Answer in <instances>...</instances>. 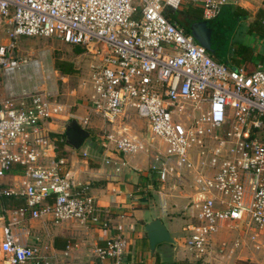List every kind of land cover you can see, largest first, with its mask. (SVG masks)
Wrapping results in <instances>:
<instances>
[{
    "label": "built area",
    "instance_id": "2783aa9c",
    "mask_svg": "<svg viewBox=\"0 0 264 264\" xmlns=\"http://www.w3.org/2000/svg\"><path fill=\"white\" fill-rule=\"evenodd\" d=\"M133 1L0 0V260L6 264L58 258L46 253L48 243L28 244L29 222L110 225L109 208L75 175L68 156L57 154L52 136L65 113L87 129L90 114L71 113L77 100L67 102L52 87L56 73L45 70L41 56L19 52L20 36L56 37L98 57L78 84L90 90L89 99L78 104H93L87 112L112 124L97 139L103 150L117 153L104 162L119 175L128 165L122 154L147 155L141 189L157 192L163 214L167 179L189 183L191 191L179 195L188 199L183 231L194 259L225 258L226 243L216 244L214 236L238 226L254 229L250 238L264 261V60L251 70L230 67L166 16L168 9L190 4L212 20L229 0H138L140 7ZM261 26L264 33V18ZM132 109L147 122L150 136L127 123L113 129ZM89 150L81 155L89 156ZM6 198L23 202L8 207ZM76 246L70 240L60 254L68 256ZM92 253L101 264L142 260L122 235L95 244Z\"/></svg>",
    "mask_w": 264,
    "mask_h": 264
},
{
    "label": "rangeland",
    "instance_id": "374dc122",
    "mask_svg": "<svg viewBox=\"0 0 264 264\" xmlns=\"http://www.w3.org/2000/svg\"><path fill=\"white\" fill-rule=\"evenodd\" d=\"M132 4L139 7L142 6V3L138 0L133 1ZM167 12H170V10L168 9ZM173 14L178 16L179 10H176ZM263 17L258 16V14L253 16L251 14L239 15L237 13V15H222L221 18H219L220 21L217 19L215 23L211 20L205 21L207 24H211L212 22L219 26V30L217 31H219L218 35L220 39L218 40V47L216 50L220 53V55L215 56V58H220L225 64L235 66L237 65L235 59L240 56L244 57L242 54L244 51L239 52V49L244 47L243 45H245L248 53L253 52L254 55H257L258 53L264 54V33L260 24ZM17 46L19 52L23 55L28 54L36 57L41 56L43 58L45 70L46 68L50 67V69H54L55 72L53 62L57 57H61L67 61H73L75 66L79 67V70L76 73L78 77L63 79L60 85L58 80L55 78L56 74H54L53 83L56 80V83L54 84L57 86V90L60 94L67 95V102L71 103L74 100H77L78 103L79 101H88L90 90L84 89L82 91L81 88H78V84L83 78L87 77L90 65H95L98 63V57L89 56L84 48H81L82 51L76 52L73 45L65 43L56 37L20 36L17 39ZM100 47L102 51H104L106 48L103 44H100ZM256 61V58H252V62L255 63ZM60 98H64V95H61ZM78 103H75L74 107L71 108V113H74L78 116L90 114L89 122L86 124L90 130V136L86 138L79 147V149H82L89 146L92 141L98 142L97 139L99 136L105 132L111 131L112 124L106 122L99 114L95 112H87V110L91 109L90 107H92L93 104L88 102L85 104L86 106H83L79 105ZM68 117V115H65L56 120V125L53 127L55 132L63 131L65 122L72 118ZM125 123H127L137 134L146 136L151 135V131L149 130L147 122L137 114L135 109H132L128 114H125L123 119H117L113 123V129L117 130L118 126H121ZM66 146L69 147L68 145ZM141 154L144 153H124L122 154V157L125 160H128L129 157H132V159L136 160V158L140 157ZM2 180L7 183L9 182L7 177L2 178ZM173 184L175 187H172ZM190 188L191 187L189 186V183H186L185 185H178L177 183H173L171 178L167 179L163 189L165 192V200L167 202L165 207L167 214H163L161 211V199L157 192L155 193L152 191V193L156 198L154 203L156 211H158L160 216L163 217V222L168 227L172 237L177 241L175 247H170L168 245L166 248H159L158 251L163 253L166 251V255L174 259L194 261L196 259H194L190 253L187 252L185 247V232L183 231V226L187 222V215L189 212V209L184 207V204L188 199L179 195L180 192H190ZM35 221L43 220L38 219ZM44 221L46 222L47 220ZM252 233H254V229H245L238 226L227 227L225 229L219 230L215 234L213 240L216 244H218L219 241H225L226 257L221 260L209 258V260L204 261V263L263 264L264 261L261 253L254 248V242L250 238ZM236 242H238L237 245H235Z\"/></svg>",
    "mask_w": 264,
    "mask_h": 264
},
{
    "label": "crops",
    "instance_id": "0c3cea01",
    "mask_svg": "<svg viewBox=\"0 0 264 264\" xmlns=\"http://www.w3.org/2000/svg\"><path fill=\"white\" fill-rule=\"evenodd\" d=\"M187 5L190 4L182 6ZM194 7L201 11L199 7ZM237 13L253 16L261 13V17H263L264 0H229L212 20L215 23L222 15H237ZM216 26L219 30V26ZM243 46L245 47V45ZM243 55L244 57L240 56L235 59L236 63L238 66L246 65L250 70L255 67L256 63L264 60V54L261 53L254 55L253 52H247ZM252 58H256L257 61L252 62ZM218 59L223 62L220 58ZM237 65L228 66L236 67ZM54 83L51 82V85L55 89L57 86ZM65 115L68 114L65 113ZM89 146L90 153L86 157L81 155L83 148L77 150L76 153L70 151L67 146H64L63 150H66L75 175L80 180L90 183L91 194L99 204L109 208V228H102L98 225L86 227L74 220L64 221L58 225L48 221H32L28 223L30 232L27 237L28 244L40 246L43 243H48L50 247L46 253L59 254L58 258H52L49 264H101L92 253L94 245H102L106 238L122 235L129 239L130 248L136 257H141L140 264H156L154 254L149 252V241L144 226L148 219L160 216V213L154 207L156 198L153 193L149 192V197H147L141 189L147 180L149 158L145 154H141L136 160L129 157L128 160L126 159L128 165L122 169L119 175H114L111 165L106 164L104 158L115 157L117 153L103 150L95 141H92ZM70 240L76 242L77 246L73 247L68 256H63L60 253ZM158 244L160 247L157 246L156 251L160 261H163L168 255H166V251L163 253L158 249L166 248L168 244L165 242ZM175 244H173L174 247ZM0 261L1 264H6L2 260Z\"/></svg>",
    "mask_w": 264,
    "mask_h": 264
},
{
    "label": "trees",
    "instance_id": "16d2710c",
    "mask_svg": "<svg viewBox=\"0 0 264 264\" xmlns=\"http://www.w3.org/2000/svg\"><path fill=\"white\" fill-rule=\"evenodd\" d=\"M179 14L178 16H175L173 13L176 11L170 10V12L166 13V16L171 20L177 23L178 25L181 26L183 29L184 33L187 35H191L193 39L196 41V37L193 35V31H195L196 24L200 23L203 25H207L205 21H210V20H204L201 16V11L191 5L187 6H181L178 8ZM172 11V12H171ZM258 16L261 17V13H258ZM210 24V23H209ZM261 24V23H260ZM262 28V26H261ZM74 46L76 52L82 51V47L77 44H71ZM244 51V52H242ZM239 52H242V54L247 53L246 47H242L239 49ZM244 56V55H243ZM218 59V58H217ZM219 60V59H218ZM54 68H55V73L58 82L61 85L62 79L63 78H72V77H78L77 76V71L79 70V67L75 66V63L73 61H67L61 57H57L55 61L53 62ZM52 136L56 139L57 143V154L60 156H67L66 150H63V147L66 146L65 144V135L64 132H53ZM150 193H145L147 197H149ZM23 200L21 199H16V198H6L5 203L8 207H13V206H19L21 205ZM163 243V242H162ZM167 243V242H165ZM170 247H173V244L167 243ZM160 244H157V246ZM156 246V247H157ZM154 256H155V261L156 264H205L201 260H194V261H188V260H179V259H173L170 256L166 257L163 259V261H160L158 252L156 251V248L154 250Z\"/></svg>",
    "mask_w": 264,
    "mask_h": 264
},
{
    "label": "water",
    "instance_id": "95a60500",
    "mask_svg": "<svg viewBox=\"0 0 264 264\" xmlns=\"http://www.w3.org/2000/svg\"><path fill=\"white\" fill-rule=\"evenodd\" d=\"M196 28L197 29L193 31L196 42L202 44L214 56H219L220 53L216 50L218 47V40L220 39L217 30L200 23L196 24ZM63 132L65 135V144L73 150L79 149L84 140L90 136V130L80 126L77 119L74 117L65 122ZM144 231L149 241V252L151 254L154 253L158 243H176V240L172 237L168 227L160 216L148 219L144 226Z\"/></svg>",
    "mask_w": 264,
    "mask_h": 264
},
{
    "label": "flooded vegetation",
    "instance_id": "af4514ba",
    "mask_svg": "<svg viewBox=\"0 0 264 264\" xmlns=\"http://www.w3.org/2000/svg\"><path fill=\"white\" fill-rule=\"evenodd\" d=\"M213 21V20H212ZM206 26L210 27V28H215L216 30H218V27L211 22V24H207ZM219 33V31H217V34Z\"/></svg>",
    "mask_w": 264,
    "mask_h": 264
}]
</instances>
